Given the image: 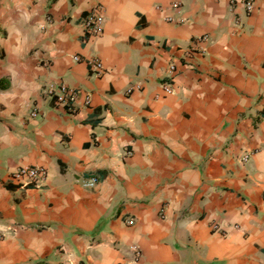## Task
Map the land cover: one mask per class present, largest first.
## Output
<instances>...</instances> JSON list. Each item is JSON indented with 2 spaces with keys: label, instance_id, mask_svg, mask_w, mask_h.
<instances>
[{
  "label": "crops",
  "instance_id": "crops-1",
  "mask_svg": "<svg viewBox=\"0 0 264 264\" xmlns=\"http://www.w3.org/2000/svg\"><path fill=\"white\" fill-rule=\"evenodd\" d=\"M230 1L0 0V264H264V0Z\"/></svg>",
  "mask_w": 264,
  "mask_h": 264
},
{
  "label": "built area",
  "instance_id": "built-area-1",
  "mask_svg": "<svg viewBox=\"0 0 264 264\" xmlns=\"http://www.w3.org/2000/svg\"><path fill=\"white\" fill-rule=\"evenodd\" d=\"M239 0H231L230 7L236 5ZM245 13H252L255 9L254 0H240ZM172 9L177 10L179 7L177 3L171 5ZM168 22L173 21L172 17L169 16L165 19ZM182 21V20H180ZM103 23V15L101 11L96 7L87 13L84 18V32L89 36H96L101 31V25ZM208 40L207 36H203L197 40L198 43H206ZM78 60V57L75 58ZM86 64L89 66V70L93 75L101 76L104 72L101 61L98 58H90L86 61ZM175 71L174 65H170L169 73L172 75ZM163 89L165 92H171V84L168 82L164 83ZM44 95L49 99L55 101L57 105L63 106L67 109L68 112H74L73 102L77 97V93L67 88L65 85H54L48 84L44 87ZM88 97H86V102H88ZM243 161L249 160V154H244L242 157ZM17 183L21 185L35 184L37 181L43 180L46 176V169L41 166L35 167H20L14 171L11 175ZM97 182L96 177H91L87 185L92 187ZM129 224H132V221H129ZM218 227H214V230H217ZM223 235H225L223 233ZM131 252L134 255V262L128 264H138V261L141 259V251L136 246L130 248Z\"/></svg>",
  "mask_w": 264,
  "mask_h": 264
},
{
  "label": "trees",
  "instance_id": "trees-1",
  "mask_svg": "<svg viewBox=\"0 0 264 264\" xmlns=\"http://www.w3.org/2000/svg\"><path fill=\"white\" fill-rule=\"evenodd\" d=\"M0 87H4L3 80H0Z\"/></svg>",
  "mask_w": 264,
  "mask_h": 264
}]
</instances>
